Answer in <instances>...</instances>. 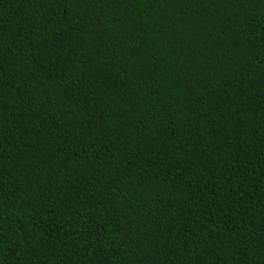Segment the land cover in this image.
I'll return each mask as SVG.
<instances>
[{
  "label": "trees",
  "instance_id": "16d2710c",
  "mask_svg": "<svg viewBox=\"0 0 264 264\" xmlns=\"http://www.w3.org/2000/svg\"><path fill=\"white\" fill-rule=\"evenodd\" d=\"M0 264H264V0H0Z\"/></svg>",
  "mask_w": 264,
  "mask_h": 264
}]
</instances>
